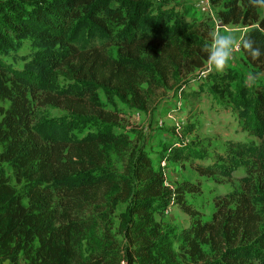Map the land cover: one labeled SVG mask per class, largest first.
<instances>
[{
  "label": "trees",
  "instance_id": "1",
  "mask_svg": "<svg viewBox=\"0 0 264 264\" xmlns=\"http://www.w3.org/2000/svg\"><path fill=\"white\" fill-rule=\"evenodd\" d=\"M210 3L223 26L245 28L240 59L252 86L232 87L235 77L222 71L207 77L253 140H226L222 151L193 141L161 150V163L187 162L200 176L240 168L248 175L239 178L242 191L217 196L216 212L202 221L186 201L199 185L166 186L144 148H130L121 174L108 168L101 145L115 140L117 118L99 94L146 112L156 92L204 69L212 28L183 17L167 22L151 0H0V264H135L162 239L151 213L171 205L191 219L180 233L190 259L209 243L218 253L204 264H264V0ZM84 125L82 136L71 132Z\"/></svg>",
  "mask_w": 264,
  "mask_h": 264
},
{
  "label": "rangeland",
  "instance_id": "2",
  "mask_svg": "<svg viewBox=\"0 0 264 264\" xmlns=\"http://www.w3.org/2000/svg\"><path fill=\"white\" fill-rule=\"evenodd\" d=\"M155 3V12H162L167 22L173 23L184 18L188 23L203 22L213 30L211 40V57L204 69L187 74L174 82L168 89L156 92L146 112H140L117 99L107 101L100 93L99 102L102 109L114 113L117 120L112 133L115 140L101 145L105 151L107 166L121 174L126 164L130 148H144L152 158L154 170L162 172L165 185L171 188L182 182L198 184L200 191L186 195L187 203L199 213L202 221H208L217 210L216 197L232 191H242L239 178L248 176L243 168L229 176H200L187 162L163 161L161 150L170 144H189L199 142L209 150L222 151L226 140L250 142L253 138L247 134L235 111L223 103L212 91L213 81L207 77L209 71H222L234 76L231 82L251 87L254 79L251 69L240 59L239 41L245 28L241 25L223 26L217 16L218 5L210 0H151ZM264 13V7L261 9ZM25 50V48H24ZM217 55L223 59L217 62ZM203 70H208L203 73ZM264 80V73L258 76ZM224 104V105H223ZM7 106V103L4 104ZM51 116L59 117L63 113L50 110ZM193 127V131L184 137L181 130ZM90 128L84 125L71 132L82 136ZM176 133V135H174ZM180 133V134H179ZM213 160V154L209 155ZM256 182V179H255ZM254 188L253 192H256ZM124 204H119L115 216L111 218L112 233L117 226L116 215L123 211ZM154 224L158 226L159 237L154 239L149 255L135 257V264H204L216 257L218 250L209 243H202V258L194 260L183 252L180 233L191 224L190 217L177 205L158 209L151 213ZM264 218V217H263ZM264 227V220L259 229ZM97 237H91L81 245V254L86 256L93 251ZM121 264H126L122 261Z\"/></svg>",
  "mask_w": 264,
  "mask_h": 264
},
{
  "label": "clouds",
  "instance_id": "3",
  "mask_svg": "<svg viewBox=\"0 0 264 264\" xmlns=\"http://www.w3.org/2000/svg\"><path fill=\"white\" fill-rule=\"evenodd\" d=\"M216 59H217V62L219 63L220 61H222L223 58L221 56L217 55Z\"/></svg>",
  "mask_w": 264,
  "mask_h": 264
},
{
  "label": "built area",
  "instance_id": "4",
  "mask_svg": "<svg viewBox=\"0 0 264 264\" xmlns=\"http://www.w3.org/2000/svg\"><path fill=\"white\" fill-rule=\"evenodd\" d=\"M208 72V70H203V73H207Z\"/></svg>",
  "mask_w": 264,
  "mask_h": 264
}]
</instances>
